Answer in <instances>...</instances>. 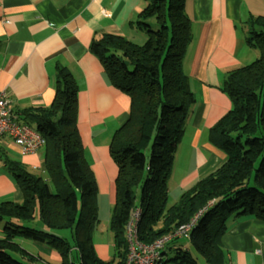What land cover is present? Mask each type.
Wrapping results in <instances>:
<instances>
[{"label":"trees","instance_id":"obj_1","mask_svg":"<svg viewBox=\"0 0 264 264\" xmlns=\"http://www.w3.org/2000/svg\"><path fill=\"white\" fill-rule=\"evenodd\" d=\"M142 2L130 23L146 35L142 45L108 34L90 45L109 84L130 99L128 119L109 145L117 168L108 222L114 259L101 261L94 252L98 190L76 129L78 87L69 71L57 67L51 105L13 111L44 140L45 174L4 160L22 201L0 203V264H52L23 249L19 239L54 251L60 264H125L126 225L135 209L137 241L147 246L200 212L183 239L207 264H219L220 237L230 216L264 222V16L249 17L243 25L245 44L258 51L257 59L227 72L220 87L231 109L209 129L208 140L225 154V161L168 205V178L195 103L183 70L191 21L185 0ZM178 239L164 246L157 264H196L189 251L171 247ZM165 248L174 249L172 258Z\"/></svg>","mask_w":264,"mask_h":264},{"label":"crops","instance_id":"obj_2","mask_svg":"<svg viewBox=\"0 0 264 264\" xmlns=\"http://www.w3.org/2000/svg\"><path fill=\"white\" fill-rule=\"evenodd\" d=\"M143 6L142 0H0V91L16 113L48 107L54 99L56 68L69 71L78 87L76 129L96 180L99 223L102 220L107 226L117 176L109 145L128 119L130 99L109 84L90 45L104 34L136 45L145 42L146 35L130 24ZM184 9L191 21L192 41L183 70L195 103L175 155L181 163L180 148L185 151L189 146L186 158L193 164H186L175 182V156L167 182L168 205L225 161V154L208 140V132L231 109L230 99L220 90L225 74L258 57V51L245 44L243 25L249 17L264 16V0H185ZM43 153L42 148L25 155L7 138L0 140V203L22 201L4 160L20 163L31 173L37 169L43 176ZM171 182L176 185L170 186ZM96 233L105 238L95 228L92 243L96 256L105 262L113 260L111 242H96ZM39 245L43 252L35 254L60 264L54 251ZM220 245L219 264H264V222L246 215L230 216ZM181 247L188 252L187 247ZM165 249L168 252L169 248ZM199 262L196 259V264Z\"/></svg>","mask_w":264,"mask_h":264},{"label":"built area","instance_id":"obj_3","mask_svg":"<svg viewBox=\"0 0 264 264\" xmlns=\"http://www.w3.org/2000/svg\"><path fill=\"white\" fill-rule=\"evenodd\" d=\"M7 138L25 155L35 154L43 148L44 140L28 125L17 120L4 91H0V140ZM200 212L188 222L179 226L173 233L161 237L152 245H143L137 241L136 224L139 210H132L126 225L128 255L125 264H157L160 252L173 238H188Z\"/></svg>","mask_w":264,"mask_h":264},{"label":"rangeland","instance_id":"obj_4","mask_svg":"<svg viewBox=\"0 0 264 264\" xmlns=\"http://www.w3.org/2000/svg\"><path fill=\"white\" fill-rule=\"evenodd\" d=\"M143 43L144 42H142V44ZM142 44L139 43V45H142ZM188 151H189V146H185V151H183V149L180 148L179 154H182L181 163L179 162V155H175L176 156V163L175 164H176V167L178 169L177 172L176 173L174 172V175H173V178H174L175 182H178L177 181L178 177L186 170V166H187L186 164H193V161L191 159L186 158V155H188ZM175 156H174V158H175ZM176 167H175V169H176ZM28 170H30V169H28ZM30 171H32V173H34L36 175H41L40 172L37 169H34V170L31 169ZM175 185L176 184L174 182H173V185H172V182L170 183V186H172V187H174ZM96 230L97 231H102L101 237H105V238H99L100 234L96 233V239H94L96 242L97 241L99 242L100 240L101 241L102 240L103 241L107 240V242H109V243L111 242V245L113 246L112 235L108 231V226L106 225V222L101 220L100 223L96 226ZM17 241H18L17 243L19 245H21L23 249L31 251L32 254H35L37 251L43 252L42 249L40 248L39 243L36 244V243H34V242L30 241V240H25V239H19ZM170 245H171L172 248L173 247L175 248L176 246H179V248H181L180 246H185V247L188 248V251H189L190 254H192L194 257L197 256V254H195V252L191 248L190 244L187 243L186 240H184L183 238L182 239H178L177 241L171 242ZM112 246H111V248L109 250V255H110L111 259L114 257L113 256L114 255V251H113ZM173 250L170 251V252H167L166 255L168 256V258H172L174 256ZM42 258L44 259V257H42ZM196 259H198L200 261L199 264H201V262H204V260L202 258L198 257V256L196 257ZM167 264H175V263L174 262H168Z\"/></svg>","mask_w":264,"mask_h":264},{"label":"water","instance_id":"obj_5","mask_svg":"<svg viewBox=\"0 0 264 264\" xmlns=\"http://www.w3.org/2000/svg\"><path fill=\"white\" fill-rule=\"evenodd\" d=\"M125 64H127V62Z\"/></svg>","mask_w":264,"mask_h":264}]
</instances>
